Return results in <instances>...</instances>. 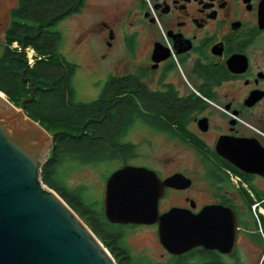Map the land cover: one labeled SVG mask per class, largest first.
Returning a JSON list of instances; mask_svg holds the SVG:
<instances>
[{
    "label": "flooded vegetation",
    "instance_id": "obj_1",
    "mask_svg": "<svg viewBox=\"0 0 264 264\" xmlns=\"http://www.w3.org/2000/svg\"><path fill=\"white\" fill-rule=\"evenodd\" d=\"M24 1L0 0L1 47L25 24ZM71 3L60 22L83 20L80 46L91 47L87 36L94 30L100 39L94 47H104L93 58L95 78L107 79L98 98L113 79L131 78L141 88L143 118L129 132H143L148 162H138L139 145L129 141L135 153L114 171L128 165L153 171L160 182L175 174L191 180L188 188L165 189L160 215L172 208L228 211L209 215V232L226 252L196 247L182 255L165 249L157 224L106 219L123 232L122 254L113 247L116 262L264 264V0ZM115 47L124 54L113 57ZM112 173L104 178L102 206Z\"/></svg>",
    "mask_w": 264,
    "mask_h": 264
},
{
    "label": "water",
    "instance_id": "obj_2",
    "mask_svg": "<svg viewBox=\"0 0 264 264\" xmlns=\"http://www.w3.org/2000/svg\"><path fill=\"white\" fill-rule=\"evenodd\" d=\"M53 137L0 96V264H118L112 254L75 213L41 180ZM153 171L123 166L107 179L105 218L112 224L158 225L165 249L182 255L196 247L222 249L210 232V214L172 208L160 215L158 201L168 187L188 188L191 180L175 174L157 183ZM235 221V220H234Z\"/></svg>",
    "mask_w": 264,
    "mask_h": 264
},
{
    "label": "trees",
    "instance_id": "obj_3",
    "mask_svg": "<svg viewBox=\"0 0 264 264\" xmlns=\"http://www.w3.org/2000/svg\"><path fill=\"white\" fill-rule=\"evenodd\" d=\"M71 1L22 3L25 24L20 25V32L9 35V46L0 57V91L27 117L53 133V149L42 166L41 180L80 215L115 257V250L122 254L124 249L123 232L106 220L100 199L91 197L83 185L70 186L68 173L77 166L125 165L136 150L125 137L142 121L143 99L140 85L123 78L111 80L94 101L77 100L73 79L78 67L60 52L62 33L52 30ZM13 43L18 47H12ZM27 48L35 52L33 65L29 64ZM131 85L134 95L129 92ZM180 264H188V259Z\"/></svg>",
    "mask_w": 264,
    "mask_h": 264
},
{
    "label": "rangeland",
    "instance_id": "obj_4",
    "mask_svg": "<svg viewBox=\"0 0 264 264\" xmlns=\"http://www.w3.org/2000/svg\"><path fill=\"white\" fill-rule=\"evenodd\" d=\"M88 22L91 23L92 20H89ZM81 24H83V20L81 19H67L60 22L56 27L52 28V30L62 33L60 52L68 61L75 63L78 67L73 79V86L76 91L77 100L81 102H91L98 98L107 81L106 78L97 81L95 78V71H98L99 69L93 60L94 56H97L104 47H94L99 46L100 44V39L94 30H92L87 36L91 47H81ZM3 48L4 47H1L0 45V57L3 53ZM14 48L16 47L14 46ZM123 51V47H115L113 57L124 54ZM125 62L126 61L123 60L119 64L124 66ZM109 64L110 63L105 62L106 67L104 69H108ZM17 109L20 110V108ZM49 134L51 136L53 135L52 132ZM143 139V132L135 127L129 132L125 142L130 141L138 144V153L140 156L138 162L147 163L148 160L145 159V156H147L146 148L145 145L142 144ZM120 165L122 164L119 162H111L110 164H98L97 166H77L68 173V183L72 187L83 185L89 190L91 197L100 199L105 176L109 175ZM77 215L80 217L79 214Z\"/></svg>",
    "mask_w": 264,
    "mask_h": 264
},
{
    "label": "built area",
    "instance_id": "obj_5",
    "mask_svg": "<svg viewBox=\"0 0 264 264\" xmlns=\"http://www.w3.org/2000/svg\"><path fill=\"white\" fill-rule=\"evenodd\" d=\"M15 47H18V45L16 44ZM25 52H26V55L28 57L29 64L33 65L34 62H35V60H34V55H35L34 50L31 49V48H27Z\"/></svg>",
    "mask_w": 264,
    "mask_h": 264
},
{
    "label": "bare ground",
    "instance_id": "obj_6",
    "mask_svg": "<svg viewBox=\"0 0 264 264\" xmlns=\"http://www.w3.org/2000/svg\"><path fill=\"white\" fill-rule=\"evenodd\" d=\"M0 96H2L3 98H7L6 95L2 93L1 91H0Z\"/></svg>",
    "mask_w": 264,
    "mask_h": 264
}]
</instances>
